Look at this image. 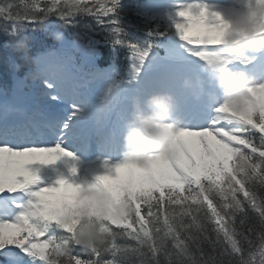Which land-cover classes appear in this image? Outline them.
Masks as SVG:
<instances>
[{"label": "snow or ice", "instance_id": "1", "mask_svg": "<svg viewBox=\"0 0 264 264\" xmlns=\"http://www.w3.org/2000/svg\"><path fill=\"white\" fill-rule=\"evenodd\" d=\"M247 4L258 33L264 34V0ZM120 6L121 0H24L22 10H14L13 3L0 6V17L14 23L8 34L18 36L27 24L47 25L53 16L73 28L81 27L77 16H93L107 30L106 42L129 52L127 79H117L116 71L109 76L94 69L95 78L112 81L107 97L121 84L140 83L154 47L151 41L139 44L125 38L118 18ZM110 15L114 18L106 23L102 17ZM170 18L186 57L203 63L239 59L223 48L219 37L230 25L209 4L180 0L175 18ZM149 35L162 38L165 33ZM53 36L65 40L63 33L53 32ZM99 43L88 41L89 57ZM90 83L86 74L69 92L64 79H44L42 96L71 108L66 119L53 115L46 125L54 141L50 144H13L7 120L0 124V197H33L17 205L23 211L14 218H0V253L8 264H48L52 258L56 264H129L132 257L140 258L136 264H161V258L164 264H264V231L254 251L245 255L244 248L245 243L253 246L251 234L256 231L248 223L250 212L264 228V197L257 192L264 187V83L250 85L239 102L221 103L206 127L177 131L168 125L173 158L153 155L145 165L126 161L97 175L93 183L76 184L62 178L58 186L38 187L40 177L29 165L51 164L73 155L62 138L84 113L86 98L79 89ZM88 187L104 188L116 201H130L133 207L127 219L108 225L113 235L100 249L79 245L74 224L64 222L65 216H77L86 207L82 193ZM120 240L134 243L121 244ZM205 244L213 253L219 252L206 253ZM74 247L83 249V255L74 253Z\"/></svg>", "mask_w": 264, "mask_h": 264}, {"label": "clouds", "instance_id": "2", "mask_svg": "<svg viewBox=\"0 0 264 264\" xmlns=\"http://www.w3.org/2000/svg\"><path fill=\"white\" fill-rule=\"evenodd\" d=\"M228 23L230 26L219 37L227 52L264 49V34L258 33L248 4L247 11L238 12ZM228 65L220 60L206 62L202 71L207 72L222 89L224 102H239L247 96V89L253 83L245 72L234 71ZM184 83L186 87L192 86L190 79ZM176 109V98L169 92L144 91L131 99L130 119L123 138L126 161L145 165L153 155L174 157L167 126L176 125L177 122L172 121ZM82 200L86 207L81 214L67 215L64 222L74 224V238L79 245L85 249L103 248L113 235L108 225L112 221L127 219L133 211L132 204L130 201H116L109 191L100 187L85 188ZM48 264H56L55 258L50 259Z\"/></svg>", "mask_w": 264, "mask_h": 264}, {"label": "rangeland", "instance_id": "3", "mask_svg": "<svg viewBox=\"0 0 264 264\" xmlns=\"http://www.w3.org/2000/svg\"><path fill=\"white\" fill-rule=\"evenodd\" d=\"M247 3L248 2H244L243 0H215L213 4H210V3L208 4L212 6L214 11L220 10L224 19L226 21H230L235 18L238 12L247 11ZM171 24H173L172 19H171ZM144 41L145 40L137 41L136 43L144 44ZM158 44L161 48H163L169 54L184 55L180 52H177V51L182 50L181 46L178 44H173V49L169 48L168 46L162 44L159 41H158ZM242 55H243L242 60H244L245 62L244 63L245 66H243V68L247 69L245 73L250 74V71H252L254 68V65H255L254 62L256 60V57H252L251 54H249L246 51H244ZM71 166L72 164L68 160L61 159L59 162L56 161L51 164H42L40 162H34L29 165V168L32 171L36 172L38 175H40L41 173H44V174L51 173L52 175H48V176H53V179H54L53 183H55L57 179L59 178H66V177L71 178V176H73ZM110 167H113V166L102 167L101 165H97V167H93L90 170H83L81 167H76L77 168L76 176L71 179H73L74 183L76 184L85 183V182L93 183L95 182V177L97 175L106 173L108 168ZM87 172L89 176L83 179L81 175ZM6 213L7 211L5 208H0V218H6Z\"/></svg>", "mask_w": 264, "mask_h": 264}, {"label": "trees", "instance_id": "4", "mask_svg": "<svg viewBox=\"0 0 264 264\" xmlns=\"http://www.w3.org/2000/svg\"><path fill=\"white\" fill-rule=\"evenodd\" d=\"M2 3L4 4L5 2H2ZM82 20L84 21V25H87L86 18L83 17ZM84 29H86V28L84 27ZM257 192H258L259 196L264 197V187H258ZM248 223H249V226H254L256 229V231L251 234V239L253 240V242L257 241L256 244H259L258 235L260 232L264 231V228H261L259 218L254 213L250 212ZM203 247H204V251L208 254H217L219 252V249H217V252L213 253L212 248L208 244H205ZM246 251H247V249L245 250V252ZM138 259H140V258L132 257L129 261V264H136V261ZM161 264H164L163 258H161Z\"/></svg>", "mask_w": 264, "mask_h": 264}]
</instances>
